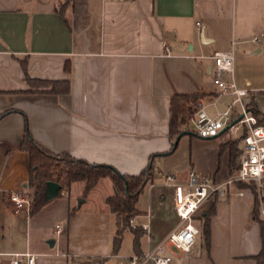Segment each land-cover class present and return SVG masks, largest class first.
<instances>
[{
	"label": "crops",
	"instance_id": "obj_1",
	"mask_svg": "<svg viewBox=\"0 0 264 264\" xmlns=\"http://www.w3.org/2000/svg\"><path fill=\"white\" fill-rule=\"evenodd\" d=\"M263 40L264 0H0V264L25 252L37 255L36 264H107L118 256L110 235L115 215L107 203L114 187L104 197L103 212L84 210L87 198L74 186L48 199L35 215L28 208L15 211L10 196L27 192L30 175L29 153L20 148L26 118L42 146L125 174H139L157 154L155 179L145 187L151 203L141 209L144 189L137 203L141 214L132 221L142 227L143 213L157 207L158 196L166 199L155 188L164 173L162 160L175 152L169 136L172 95L207 93L206 108L221 101L214 83L215 51L237 52L254 44L259 53ZM29 78L68 80L70 88L44 92L50 87L33 86ZM244 88L246 103L264 114L255 95L259 88L250 81ZM228 136L225 131L213 138L182 135L191 148V167L166 171L183 185L192 171L229 180ZM239 190L210 199L196 217L204 233V217L215 208L210 244L192 249L188 261L174 257L187 264H257L253 256L264 246L263 225L253 218L254 194L243 189L239 195ZM174 194L175 187L172 208L145 232L155 246L179 225ZM168 213L175 221L163 226ZM204 239L203 234V244Z\"/></svg>",
	"mask_w": 264,
	"mask_h": 264
},
{
	"label": "built area",
	"instance_id": "obj_2",
	"mask_svg": "<svg viewBox=\"0 0 264 264\" xmlns=\"http://www.w3.org/2000/svg\"><path fill=\"white\" fill-rule=\"evenodd\" d=\"M197 24L201 23L198 21ZM254 41H259V38H254ZM213 57L215 60L214 83L219 95L230 93L235 98L224 111L216 116H211L205 105L198 107L191 118L194 125L193 132L200 137L213 138L220 136L227 128L228 134L234 140H240L243 145L239 169L225 182L216 181L209 176H199L194 171L189 174L186 185L174 182V209L180 220L179 225L154 248L131 256L126 264H171L175 256L174 249L190 252L201 231L195 222L198 214L210 199L225 197L232 193V188L238 187V182L249 184V187L242 188L238 193L243 195V189H247L254 194L260 217L264 222V120L260 121L245 102L244 99L249 90L239 88L233 78L234 50H218ZM227 75L231 76L230 80L226 79ZM166 179L171 183L176 177L168 174ZM10 199L16 212L25 208L30 209L31 197L24 191L13 192ZM143 228L149 230V224H143ZM61 229L62 226L57 225V233H60ZM14 256L11 264H20L22 258L26 259L27 264L37 263V255L31 252L15 253Z\"/></svg>",
	"mask_w": 264,
	"mask_h": 264
},
{
	"label": "trees",
	"instance_id": "obj_3",
	"mask_svg": "<svg viewBox=\"0 0 264 264\" xmlns=\"http://www.w3.org/2000/svg\"><path fill=\"white\" fill-rule=\"evenodd\" d=\"M33 86L50 87L44 92L59 93L66 92L70 88L68 80H42L30 79ZM40 91V89L33 90ZM207 93H175L171 97L170 102V130L169 136L173 141V149L175 151L180 138L186 133H194L192 130L184 129L188 124L198 107L202 106V99ZM250 109L257 115L260 121L264 120V114L257 107L248 105ZM5 114V113H3ZM2 114V115H3ZM1 115V116H2ZM228 133V130L225 131ZM229 135V134H228ZM179 136H181L179 138ZM179 138V140H177ZM226 147L231 150V169L232 175L236 174L239 169L240 160L243 150L239 147L238 141H232L230 135L226 141ZM20 148L27 151L30 156V175L26 182V190L31 197L30 214L35 215L46 205V190L49 181H57L62 184L61 192L67 187H71L74 182L86 181L85 192L88 193L101 179L110 178L114 186V193L108 197L107 203L111 212L116 218V232L113 239V252L116 254L122 244L124 232L131 230L135 234V248L137 254H142L140 238L146 232L141 226H133L132 220L141 214L137 208L140 194L145 187L152 183L155 179L156 165L155 158L157 154L152 155L147 167L139 174H125L120 172L116 167L110 164L91 163L85 159L73 156L68 152L55 153L50 149L42 146L32 136L28 120L25 121V135L21 141ZM239 163V164H238ZM237 167V171L234 170ZM240 188L249 187L248 183L238 182ZM252 187V185H251ZM255 190L254 187H252ZM256 201V198H255ZM74 208L71 214L75 213ZM215 212L212 208L204 217L203 231L207 244H210L211 238V217ZM254 220L259 221L263 225L264 222L260 217L257 201L253 211ZM257 264H264V246L261 252L254 255Z\"/></svg>",
	"mask_w": 264,
	"mask_h": 264
},
{
	"label": "rangeland",
	"instance_id": "obj_4",
	"mask_svg": "<svg viewBox=\"0 0 264 264\" xmlns=\"http://www.w3.org/2000/svg\"><path fill=\"white\" fill-rule=\"evenodd\" d=\"M262 44H263L262 47L264 48V40L262 41ZM253 46L255 45L252 44V46L245 47L244 49L242 48L241 51L237 50V52H236V49L234 50L235 52L234 53V74L235 73L237 74V78L234 80L239 88H244L246 86V81H250L253 84L254 88H259V90L255 92V95L257 96V101L259 102V106L262 109H264V49L263 51L257 53L256 50L258 47L254 48ZM234 98L235 96L233 97L230 93L222 94L220 98L221 101H218L215 104L209 105L206 108L207 112L211 116L218 115L219 112L224 111L228 107V105L232 103ZM246 99H248V97L244 99L245 102H247ZM187 127L189 130L194 129V125L191 122L188 123ZM236 141H238V145L241 148L242 142L240 140H236ZM190 152H191V148H190L189 143L185 139L183 140L180 139L178 146L175 152L173 153V155L168 156L169 158H165L164 160H162L161 168L164 173H162L161 178L157 181L158 185L156 186L155 189L162 190L166 196V199L165 201H161V196H158L156 200L157 204L155 205L157 207L153 208V210H150L149 214L143 213V215L145 216L142 217L140 220L147 222L149 225L153 222L158 224L161 221L163 214H165V212H168L170 208H172V195L171 194L174 191L173 183L174 182L181 183V179L176 178L175 181H172L171 183L167 182L166 175L169 174L170 172L166 170H168V168H170L171 166H174V167L177 166V168H181V167L190 168L191 167V164H190L191 153ZM237 167L238 165L236 166L234 170L237 171ZM178 175L181 177L183 176L180 174ZM73 186L76 190L75 193L80 192L81 194H83V196L87 198V201L84 203V207H83L84 210L85 209L88 211L94 210L97 213L100 212V210L102 212L104 211L106 207L104 197L107 195H110L113 192V187H114L110 178L101 179L94 186L95 188L93 187L94 190H92L93 189L92 188L91 189L92 191L90 190L91 192L90 191H89L90 193L88 192L89 194L85 192L86 181L74 182L71 185V187ZM71 187H67L64 191L68 193L67 191ZM149 189L150 187L148 186L145 189L144 195L142 196L141 206H140L142 210H147L148 205L151 203V202L149 203ZM64 191H62L61 194ZM24 192L28 194V192L26 191ZM80 198H84V197H80ZM156 214L158 215L157 217L154 216ZM168 214H170V216L167 218L168 220H166V222H163L164 223L163 226L167 225L171 221H175V219L173 218V215L171 213H168ZM195 222L200 228L202 227L200 222L198 221H195ZM179 223H180V220H179ZM257 223H259V221H257ZM116 229H117L116 218H114L113 216L110 222V235L112 234L113 237L115 236ZM203 234L204 233L202 232L197 236V242L192 248L193 251L198 250L199 252L203 246L207 247L208 245L207 241L205 242V239H204V244H203L201 240V237L203 236ZM140 243H141V249L143 250V252H146L147 250L154 248L155 246L154 244H151L148 242V237L146 234L141 236ZM174 251H175V254L177 255H182V256L184 255L185 261H188L189 256L194 254L193 252H181L178 249H174ZM135 254H137V250L135 248V234L131 230H126L124 232V237H123L121 247L119 251L117 252L118 256L110 260V262L107 264H118V263L126 264L127 260ZM94 264H98V263H94ZM171 264H187V263L184 262V260L180 261L177 257H173Z\"/></svg>",
	"mask_w": 264,
	"mask_h": 264
},
{
	"label": "water",
	"instance_id": "obj_5",
	"mask_svg": "<svg viewBox=\"0 0 264 264\" xmlns=\"http://www.w3.org/2000/svg\"><path fill=\"white\" fill-rule=\"evenodd\" d=\"M226 130H227V128L224 131H226ZM180 137L181 136H179V138ZM179 138L177 140H179ZM62 188H63V186H62L61 183H59L57 181H49L47 183V190H46V198H47V200L57 196L59 194V192L62 190ZM83 200H84L83 198H79V200H78L79 204H81L83 202ZM50 244L53 246L54 245V241L51 240Z\"/></svg>",
	"mask_w": 264,
	"mask_h": 264
}]
</instances>
